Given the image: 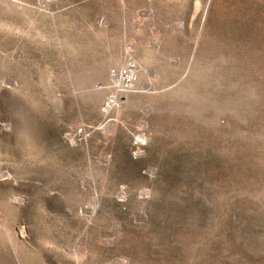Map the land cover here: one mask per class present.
<instances>
[{"label": "rangeland", "instance_id": "1", "mask_svg": "<svg viewBox=\"0 0 264 264\" xmlns=\"http://www.w3.org/2000/svg\"><path fill=\"white\" fill-rule=\"evenodd\" d=\"M0 264H264V0H0Z\"/></svg>", "mask_w": 264, "mask_h": 264}, {"label": "bare ground", "instance_id": "2", "mask_svg": "<svg viewBox=\"0 0 264 264\" xmlns=\"http://www.w3.org/2000/svg\"><path fill=\"white\" fill-rule=\"evenodd\" d=\"M126 75H123V77H119L117 80H118V82L119 83H122V84H125V83H128L129 81H130V79H131V76H129L128 75V72L126 71ZM130 73V72H129ZM117 74V73H116ZM113 75V74H112ZM111 75V76H112ZM118 76V75H117ZM117 76L116 75H114V78H117ZM120 76V75H119ZM125 76V77H124ZM112 103V102H111ZM110 102H108V105H107V107L109 108L110 107V104H111ZM137 144H139V142L138 143H136V145ZM22 233H23V231H22Z\"/></svg>", "mask_w": 264, "mask_h": 264}, {"label": "built area", "instance_id": "3", "mask_svg": "<svg viewBox=\"0 0 264 264\" xmlns=\"http://www.w3.org/2000/svg\"><path fill=\"white\" fill-rule=\"evenodd\" d=\"M127 74V73H126ZM108 105V103L105 105V106H107Z\"/></svg>", "mask_w": 264, "mask_h": 264}]
</instances>
